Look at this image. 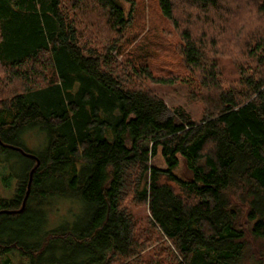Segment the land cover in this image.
I'll list each match as a JSON object with an SVG mask.
<instances>
[{
  "label": "trees",
  "instance_id": "obj_1",
  "mask_svg": "<svg viewBox=\"0 0 264 264\" xmlns=\"http://www.w3.org/2000/svg\"><path fill=\"white\" fill-rule=\"evenodd\" d=\"M156 2L190 75L179 82L205 105L199 122L135 79L178 77L119 71L137 0H0V154L26 162L0 198V264H239L264 241V0ZM242 13L251 29L225 43ZM29 129L47 138L39 154L15 143ZM52 197L88 215L47 230ZM130 200L147 207L144 221ZM147 237L166 240L161 262L142 256Z\"/></svg>",
  "mask_w": 264,
  "mask_h": 264
},
{
  "label": "rangeland",
  "instance_id": "obj_2",
  "mask_svg": "<svg viewBox=\"0 0 264 264\" xmlns=\"http://www.w3.org/2000/svg\"><path fill=\"white\" fill-rule=\"evenodd\" d=\"M41 1L46 2L47 0ZM128 7L126 6V8ZM249 25L243 13L240 14L237 20L227 26L225 34L222 35V38L225 39L224 42L234 39L237 34L243 35L245 32L247 33L251 29ZM101 35V37H96L100 38V41H103L102 44L106 46V41L108 42L110 39L109 34L104 31ZM229 36H233V38ZM237 39L238 37L236 36L235 40ZM178 44L179 39L172 26L160 17L156 0H137L135 19L127 29L126 42L122 44L121 53L116 56V61L124 66L122 67L123 69L119 70L121 73H123V70L125 71V67L134 72L133 66L139 67V70L141 66L147 65L153 78L172 79L173 77H178L177 82L172 85L160 84L147 79L141 81L137 77L135 79H137L136 81H141L136 82V84L140 83L143 88L148 89L159 99L163 100L170 111L180 109L188 115L191 121L199 122L203 118L205 105L201 102L200 97L193 98L190 94L192 87L194 89L193 92L196 93L197 85L179 82L180 79L187 78L189 73L178 53ZM213 45L219 50L221 49V42H214ZM233 48L234 50L231 54L234 55L236 53L238 56V46L234 47L233 45ZM225 55L226 59L232 60V56L228 53H225ZM230 60H227V62ZM226 66L228 71L225 73V77L229 75L230 64L226 63ZM3 76H5L4 71L0 68V78ZM75 86L77 87L78 85L76 84ZM12 87L14 89L7 88V90H3V95L10 96L13 91L17 92L20 90L17 85H12ZM15 143L30 152L39 154L45 150L47 138L42 133L29 129L20 133ZM6 155V157H3L0 154V162L4 163H0V198L9 199L15 192L18 182L13 174L24 170L26 162L25 160L15 161L12 158V153H7ZM153 163L159 168H164V162L160 157L155 158ZM176 174L181 178L187 177L188 174L182 163L176 170ZM10 176H13V178L8 180L7 177ZM53 198L43 204L46 206L47 230H56L59 226L64 225L71 226L72 222L75 223L77 219H84L88 215L81 203L73 199ZM127 205L134 219L144 221V217L148 215L146 206L135 205L131 200ZM147 239L148 237L143 243L142 256L148 262L151 261V263L161 262L165 249L160 245L162 242L166 243V240L162 239L160 244L158 242L145 246ZM13 261L14 264H20L21 260L14 256ZM239 264H264V241L257 240L254 242L253 247L246 249Z\"/></svg>",
  "mask_w": 264,
  "mask_h": 264
},
{
  "label": "water",
  "instance_id": "obj_3",
  "mask_svg": "<svg viewBox=\"0 0 264 264\" xmlns=\"http://www.w3.org/2000/svg\"><path fill=\"white\" fill-rule=\"evenodd\" d=\"M24 205H22L21 210L23 209Z\"/></svg>",
  "mask_w": 264,
  "mask_h": 264
}]
</instances>
